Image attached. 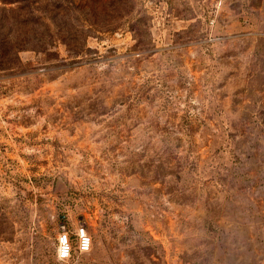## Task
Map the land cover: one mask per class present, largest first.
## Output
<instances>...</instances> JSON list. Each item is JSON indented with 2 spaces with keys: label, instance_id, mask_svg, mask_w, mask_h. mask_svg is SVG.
Segmentation results:
<instances>
[{
  "label": "rangeland",
  "instance_id": "374dc122",
  "mask_svg": "<svg viewBox=\"0 0 264 264\" xmlns=\"http://www.w3.org/2000/svg\"><path fill=\"white\" fill-rule=\"evenodd\" d=\"M80 226L79 264H264V0H0V264Z\"/></svg>",
  "mask_w": 264,
  "mask_h": 264
},
{
  "label": "clouds",
  "instance_id": "9594fccd",
  "mask_svg": "<svg viewBox=\"0 0 264 264\" xmlns=\"http://www.w3.org/2000/svg\"><path fill=\"white\" fill-rule=\"evenodd\" d=\"M77 235L80 242V252L82 254L89 253L92 250V240L87 234L86 229L81 226ZM68 236L69 234L67 230H63L57 237L58 243L56 244V259L58 264H67V261L70 259L71 245L69 244Z\"/></svg>",
  "mask_w": 264,
  "mask_h": 264
},
{
  "label": "built area",
  "instance_id": "2783aa9c",
  "mask_svg": "<svg viewBox=\"0 0 264 264\" xmlns=\"http://www.w3.org/2000/svg\"><path fill=\"white\" fill-rule=\"evenodd\" d=\"M83 227V226H82ZM81 228L80 227H77L73 233L74 235V238H72L69 234L68 236V240H69V244L71 245V254H70V259L67 261V264H79L78 263V257L80 254H82L80 252V248H79V239H78V232H79V229ZM62 232V231H61ZM61 232H58L57 236H56V240H55V258H56V244L58 243L57 241V237L61 234ZM87 232V231H86ZM88 234V233H87ZM75 244V246H74ZM84 254H87V253H84ZM57 260V259H56Z\"/></svg>",
  "mask_w": 264,
  "mask_h": 264
}]
</instances>
